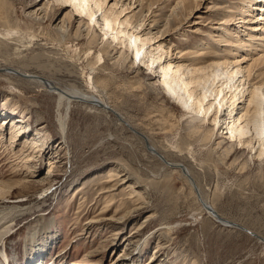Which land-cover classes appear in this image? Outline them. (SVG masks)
I'll return each instance as SVG.
<instances>
[{
  "label": "rangeland",
  "instance_id": "1",
  "mask_svg": "<svg viewBox=\"0 0 264 264\" xmlns=\"http://www.w3.org/2000/svg\"><path fill=\"white\" fill-rule=\"evenodd\" d=\"M42 1L46 0H7L0 4L10 31L23 39L21 42L13 36H2L0 23V178L8 180L9 174L18 169L30 174L26 187L16 188L11 199H0V206L26 203L23 207L30 206L31 211L17 215L5 236L8 263L25 261L28 231L37 221L45 220L51 222V227L44 235L54 236L45 264H111L115 256L132 259L135 264H158L163 259V264H264V241L213 220L198 196L200 191L208 206L222 218L264 239V152L256 156L259 146L255 144L251 151L222 134V128L215 130L211 142H204L192 130L196 123L191 114L184 115L163 94L158 85V62L150 70L130 64L128 53L125 63L117 61L116 46L102 51L111 39L98 26L93 27L97 38L92 44L88 37L73 35L77 19H72L71 33L59 41L55 24L65 13L73 18L80 15L70 6L53 1L52 11L48 10L44 19H36L30 11ZM212 1L220 8H234L248 0H202L199 12H204ZM168 2L153 5L156 17L168 12ZM247 10L251 11L244 15L248 21L234 23L231 33L240 45L248 42L249 46L231 50L228 44L218 45L217 37L205 36L208 31L214 33L216 20L211 26L204 25L206 21L194 25L196 18L190 15L169 33L173 47L194 48L204 38L211 49L216 47L223 53L235 49L232 56H245L243 67L252 65V60L263 54L264 19H257L264 18V12L254 6ZM252 25L262 29L250 31ZM193 28L202 31L194 33ZM81 31L86 33L84 27ZM254 66L251 76L264 72V63ZM9 68L21 71V75L47 78L62 89L76 87L94 94L117 109L130 127L147 135L167 162L186 167L196 186L179 167H170L158 154L149 152L123 120L77 102L70 106L69 114L64 111L66 105L62 107L67 122L64 143L57 97L26 78L4 74L13 72ZM239 110L231 116L237 118ZM18 129L24 132L21 138ZM18 138L16 149H27L26 154L33 155V160L23 163L13 156L9 161L6 155ZM226 148L230 150L227 156ZM47 160L55 165L50 171ZM42 178L45 180H39ZM100 212L105 214V221L93 223ZM127 212V217L119 218ZM130 241L133 245L126 246ZM5 261L0 258V264Z\"/></svg>",
  "mask_w": 264,
  "mask_h": 264
},
{
  "label": "bare ground",
  "instance_id": "2",
  "mask_svg": "<svg viewBox=\"0 0 264 264\" xmlns=\"http://www.w3.org/2000/svg\"><path fill=\"white\" fill-rule=\"evenodd\" d=\"M53 1L64 4L65 6H70L77 15H80V17L73 18L71 13H65L55 24L56 30L60 36L58 37L59 41H61L66 34L69 35L71 33L72 19L79 20V24L74 30L73 35L88 37L89 44L95 42L97 34L94 33L93 27L98 26L102 34L109 35L111 39L110 42L101 47L102 51L106 52L107 48L109 49L111 46H116L118 49L116 51L118 53L117 61L125 63L128 53L131 58L130 64L144 65L146 68L153 70L152 65L158 62L156 66L160 71L158 85H160L163 94L168 99L172 100L173 103H176L184 115L191 114L196 123L195 125L193 123L194 126H192V130L197 133V135L200 134L204 142H211L215 130H221L222 128V134L228 135V138L237 141L238 144H242V146L246 145L251 151L255 148V144H257L260 149L258 151L260 152L257 154L256 151V156H262L264 152V72H259L255 77L251 76V72L253 67H255L254 65L258 66L259 63H264V48L261 50L263 54L252 60V65L243 67L241 61L245 59V56L241 59L232 56V54L234 55L235 49L234 51L224 53L222 52L223 50H219L216 47L211 49L210 44L207 43L204 38L201 40L199 46L193 48L192 45V48H190L186 45V48L178 49L173 47L174 44H172V37H170L169 33H171V30H177L180 24L190 15H194L196 18L193 21L194 25L201 21L207 22L206 24L204 23V25H210L213 23V20H216V23H214L216 24L214 26V33L210 35L208 31L205 36L217 37L216 41L218 45L228 44V47L229 45L231 46V50H233L232 47L249 46L248 42H242V45H240V41L233 37L231 27L234 23H245L248 21L244 15L245 13L251 12L247 10L249 7L254 6L258 11L261 10L264 12V4H261L264 0H242L245 3L234 8L231 5L220 8L217 2L212 1V5L209 4L204 12H199L202 0H164L165 2L171 1L167 3L169 10L167 13L159 14L158 17H156V11L152 8L153 5L161 3L162 0H113L112 2L109 0H46L42 1L35 10L30 11L31 14L35 16L36 19H44L49 13L48 10L52 11ZM254 2H259L260 4L256 5ZM4 3H7V0H0L1 5ZM219 9L220 12L215 13V11ZM98 14L99 17H96ZM85 18L87 20H85ZM260 19L264 18L258 17L257 20ZM83 21L84 23L81 25ZM8 22L9 21H6L3 17V12L0 11V23L3 27L2 36H13L22 42L23 39L20 36L17 37L15 33L10 31ZM82 27H84L86 33L81 31ZM248 29H250V31H256L262 28L252 25ZM191 31L195 33L196 31L201 32L202 30L201 28H193ZM99 35L101 36V34ZM182 35H184V33H182ZM250 37L253 39V35ZM205 45L206 48L204 47ZM148 47L150 50H146ZM114 48L113 50H116ZM173 48V54L176 56L174 59L171 57ZM77 56L79 57L80 55ZM163 57L164 61H162ZM9 70L15 73L13 74V72L10 73L6 71L4 74L26 78L27 81L34 84L36 87L42 88L47 93L57 97L59 112L57 117L62 132V141L64 143L66 140L65 130L67 122L63 114L64 111L69 114L70 106L75 102L86 105L90 107L91 110L94 109L96 111H103L107 114H113L117 121L119 120L121 122L123 120V122L130 127L128 121L122 117L117 109L111 107L94 94L92 95V93L89 94L76 87L62 89L47 78L28 76L23 72L21 75V71L13 70L12 68H9ZM89 79L92 80L91 77H89ZM239 103L243 105L240 104L242 106L239 107ZM64 105H66V110L63 111L62 107H64ZM237 109H240L239 116L237 118L232 117L233 111ZM223 112L226 113L224 114ZM130 128L139 135L138 137L142 144L145 143L147 145L149 152L151 150L158 154L165 164L170 165V167L175 169L180 168V171L186 176L188 181L190 180L191 182H189L196 186L186 167L167 162L164 156L156 151L149 143L147 135L136 131L132 127ZM18 131H20L18 136L21 138L24 132L20 129H18ZM250 132H252V135L248 138L249 140H246L247 138L245 139V137ZM2 135L3 129L0 128V136ZM20 138L16 141L14 140L15 144L12 145L13 149L11 153L6 156L8 159L14 156L16 159H19L20 162L27 163L33 160V155L29 153L26 154L27 149L23 147L16 149V143ZM215 146H219V143H216ZM224 151L225 156L229 155V148H226ZM9 161H11V159H9ZM47 161L48 170L50 171L51 167H55V165L51 160ZM28 177H30L29 171H22L20 169L11 172L8 180L2 176L0 178V199H11L13 193L16 192V188L27 186L28 183L25 181L29 180ZM39 180L44 181L45 178ZM102 189L103 188H101V190ZM198 196L201 206L204 207L206 213L213 220L224 226L238 227L253 237L264 241V239L254 232L222 218L212 206H208L206 201L202 198L200 191H198ZM23 206H26V203L21 205L0 206V243H2L0 258L4 261L7 260L5 264H9L6 244L4 243L5 236L10 232L11 224L15 222L17 215L23 216L31 212L29 209L30 206ZM105 212L107 211L105 210L104 213ZM102 213L103 212L97 214L94 218L95 220L92 222L99 223L105 221V219L103 220L105 214ZM126 214L127 215L120 216L119 218L122 219L127 217L129 212ZM114 216L115 215H112V217ZM50 227L51 222L45 220L40 222L37 221L33 228L30 227L27 236L28 243L26 246L25 261L21 262V264H33V262L34 264H45L43 263L44 258L48 255L51 245L54 242L53 235H44L48 233ZM138 243L139 240H137L135 244L138 245ZM129 245H133V243L130 241L126 246ZM155 257L156 254L153 255L152 261H154ZM162 261H164V259ZM162 261L158 262V264H163ZM110 262L111 264H135L134 260L131 259L127 261L123 256L112 257Z\"/></svg>",
  "mask_w": 264,
  "mask_h": 264
}]
</instances>
